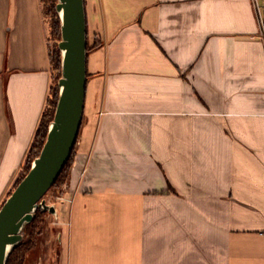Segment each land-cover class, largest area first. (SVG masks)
Instances as JSON below:
<instances>
[{
    "label": "crops",
    "instance_id": "0c3cea01",
    "mask_svg": "<svg viewBox=\"0 0 264 264\" xmlns=\"http://www.w3.org/2000/svg\"><path fill=\"white\" fill-rule=\"evenodd\" d=\"M62 264H264V38L253 0H85ZM41 0H0V206L52 84Z\"/></svg>",
    "mask_w": 264,
    "mask_h": 264
},
{
    "label": "water",
    "instance_id": "95a60500",
    "mask_svg": "<svg viewBox=\"0 0 264 264\" xmlns=\"http://www.w3.org/2000/svg\"><path fill=\"white\" fill-rule=\"evenodd\" d=\"M61 77L55 113L45 143L29 171L0 206V264L24 237L36 211L56 214L45 195L54 185L77 142L87 86V17L85 0H58Z\"/></svg>",
    "mask_w": 264,
    "mask_h": 264
},
{
    "label": "trees",
    "instance_id": "16d2710c",
    "mask_svg": "<svg viewBox=\"0 0 264 264\" xmlns=\"http://www.w3.org/2000/svg\"><path fill=\"white\" fill-rule=\"evenodd\" d=\"M41 1L44 4V8L46 9L47 13H49L51 17L52 32H54V34L56 35L57 37L56 40L58 43L61 40L60 17L56 11V4L58 0H41ZM87 49L88 50L90 49L88 47V42H87ZM49 55H50L51 67L52 65H54L55 69L59 71V76H57L54 80V71H53L54 69L52 67L51 90L54 89V85H55V92L52 95L51 90H50V96L48 98V105L42 114L34 140L28 152L27 160L24 165L23 171L14 182V188L18 185V183L22 180V178L26 175V173L29 171L31 167L32 162L28 164V159H30V155H32L33 153V157L31 160L33 161L40 154V151L47 137L50 122L52 121L54 117L55 107H56L58 95H59L58 80L61 77V51L59 50L57 45L54 47L53 51L50 52ZM75 147H76V144L74 146V149L70 157L68 158L66 164L64 165L60 175L58 176L56 182L54 183L52 187L57 186L58 184L62 183L65 179L68 178L69 171L71 169L72 162L74 159ZM34 149L35 151L33 152ZM10 194H11V191L8 193V195ZM47 213H48L47 211H43L39 209L36 211L33 220L30 223H28L24 228L23 240L18 245H16L14 249L11 251L7 264H25L29 251H31L35 247L36 239L42 233V230H43L42 224L44 222L43 218ZM24 239L26 240L24 241Z\"/></svg>",
    "mask_w": 264,
    "mask_h": 264
},
{
    "label": "rangeland",
    "instance_id": "374dc122",
    "mask_svg": "<svg viewBox=\"0 0 264 264\" xmlns=\"http://www.w3.org/2000/svg\"><path fill=\"white\" fill-rule=\"evenodd\" d=\"M261 4L264 3V0H259ZM44 6V4H43ZM44 12L45 15L47 17V19L49 20V24H50V52L53 51L54 47L57 45V40H56V35L54 34V32H52V21H51V17L49 15V13H47L46 9L44 8ZM88 38V47L92 48L94 47L97 43L96 40H93L92 37L89 38V36H87ZM53 67V71H54V80L57 76H59V71L57 69H55V66L52 65ZM55 92V85H54V89L51 90V93L53 95V93ZM41 135V133H40ZM35 151V149L33 150V152ZM33 157V153L32 155H30V159H28V164L31 161ZM73 164V162H72ZM72 167V166H71ZM70 174V171H69ZM69 176L67 179H65L62 183L58 184L55 187H52L45 195V198L47 200L48 203H56V204H60L63 202H71L72 197L68 196L66 194V189H67V182H68ZM14 190V185L11 188V192ZM9 191V192H10ZM9 196V195H8ZM7 196V197H8ZM6 197V198H7ZM6 198L4 199V201L6 200ZM44 222L42 224V233L37 237L36 239V244L35 247L29 251L25 264H62L61 261V257H62V245L59 242V232L60 229L59 228H53V226L50 225V222L52 220V217L50 215V213L48 212L44 218H43ZM26 239H24L25 241Z\"/></svg>",
    "mask_w": 264,
    "mask_h": 264
},
{
    "label": "built area",
    "instance_id": "2783aa9c",
    "mask_svg": "<svg viewBox=\"0 0 264 264\" xmlns=\"http://www.w3.org/2000/svg\"><path fill=\"white\" fill-rule=\"evenodd\" d=\"M253 3L260 26V34L264 38V3L261 4L259 0H253Z\"/></svg>",
    "mask_w": 264,
    "mask_h": 264
}]
</instances>
